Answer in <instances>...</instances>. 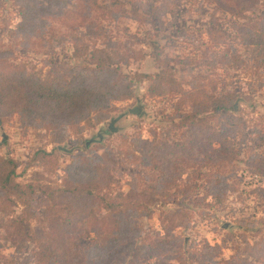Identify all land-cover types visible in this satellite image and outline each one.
Instances as JSON below:
<instances>
[{
    "label": "trees",
    "instance_id": "trees-1",
    "mask_svg": "<svg viewBox=\"0 0 264 264\" xmlns=\"http://www.w3.org/2000/svg\"><path fill=\"white\" fill-rule=\"evenodd\" d=\"M208 1L234 19L236 44L247 54L245 58L238 50L228 49L214 65L241 67L246 60L264 65V10L255 11L261 0ZM14 2L20 17L16 31L20 34L46 35L53 17L69 28L85 27L96 39L102 38V44L89 46L76 36L83 42V46L75 45L76 61L61 64L47 60L46 71L28 68L16 61L11 50L0 48L1 124L17 115L25 127L45 131L51 142H61L70 130L81 136L84 129L109 120L116 103L138 97L137 82H148L149 95L176 96L180 134L171 141L137 139L131 155L146 171L132 174L127 182L130 193L120 187L113 172L114 161L88 150L72 154L64 168L67 180L63 185L42 191L36 199L33 183L15 179L17 160L0 156V196L24 206L27 227L18 218L7 219L0 226L34 243V257L46 264H118L123 254L153 259V264H170L173 259L185 264L186 250L168 248V240L163 237L144 236L138 222L152 216L153 197L174 201L176 206L165 215L169 220L163 228L177 241L180 238L174 230L187 227L191 221L189 212L184 211V201L194 191L192 183L200 180L207 184L212 197L227 192L228 175L236 171L235 163L244 146L249 145V124L239 108L240 93L191 68L187 70L190 76H178L176 69L182 58L165 52L156 42L151 46L157 71L125 72L124 66L139 56L117 45L100 19L128 17L140 21V8L128 7L126 0H108L107 4L98 0ZM253 132L264 149V124ZM87 143L81 139L84 148ZM261 153L250 150L246 161L252 169L264 173V151ZM35 159L57 162L56 154L45 148L36 151ZM144 183H152L148 186L150 193L140 190ZM32 220L38 224L33 231ZM80 237H87L89 242L79 244ZM244 253L264 264V237L247 243ZM194 255L189 252L190 264L196 260L217 264L221 247L206 242ZM232 262L229 260V264Z\"/></svg>",
    "mask_w": 264,
    "mask_h": 264
},
{
    "label": "rangeland",
    "instance_id": "rangeland-1",
    "mask_svg": "<svg viewBox=\"0 0 264 264\" xmlns=\"http://www.w3.org/2000/svg\"><path fill=\"white\" fill-rule=\"evenodd\" d=\"M98 1L100 4L108 3V0ZM126 4L140 8V21L128 17L100 19L117 45L139 56L124 66L125 72L153 74L157 71L151 46L156 42L164 47L165 52L182 58L183 63L176 69L178 76H190L187 70L191 68L195 73L202 72L238 91L241 95L239 108L249 124V145L244 146L239 161L235 163L236 171L228 175L227 192L212 197L208 195L207 184L200 180L192 183L194 191L184 201V211L189 212L191 221L187 227L179 226L174 230L180 238L177 241L166 235L163 228L164 222L169 220L165 215L175 208V202L153 197L152 216L142 217L138 222L143 235L163 237L168 240V248L173 246L182 248V252L186 250L185 264H190L189 252H195L196 257L206 242L211 246L220 245L221 255L215 259L217 264H229V260H233V264H262L243 251L247 243L252 244L264 237V173L252 169L246 161L250 150L264 151L253 132L255 127L264 124V65L259 66L250 60L241 67L214 65L219 55L228 49H236L244 57L247 54L244 47L236 44L234 19L208 0H126ZM262 10L264 0L255 11ZM19 20L14 0H0V48L11 50L16 61L28 68L46 71L47 60L74 63L75 45L83 46V42L89 46L95 42L102 44V38L96 39L85 27L69 28L53 17L49 19L51 28L46 35L20 34L16 31ZM147 87L148 82H137V98L116 103L109 120L84 129L81 136L70 130L61 142H51L52 137L45 131L25 127L14 115L3 124L0 122V156H12L17 160L19 167L15 179L23 184L33 183L37 188L36 199L41 197L42 191L63 185L67 180L64 168L72 154L88 150L114 161L113 172L120 181V187L130 193L132 190L127 182L132 174L146 171L143 166H137L136 158L131 155L137 139L171 141L177 140L180 134L175 114L176 96L153 97L147 93ZM82 138L88 142L87 148L81 144ZM39 148L53 151L57 162L35 159ZM151 184L144 183L140 190L150 193L148 186ZM1 202L0 225L7 219L18 218L27 227L24 206L13 200L5 201L2 196ZM43 223L46 225L47 221ZM37 226V222L32 220L30 229L33 231ZM11 232L0 226V264H46L34 257V243ZM78 242L87 244L89 241L87 237H80ZM122 256L125 257L118 264L155 263V260L144 257ZM170 264L184 263L173 259ZM192 264H200V261Z\"/></svg>",
    "mask_w": 264,
    "mask_h": 264
}]
</instances>
